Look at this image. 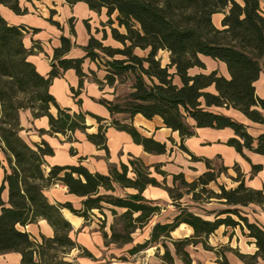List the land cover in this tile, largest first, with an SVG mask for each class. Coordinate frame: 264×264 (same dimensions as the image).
<instances>
[{
    "label": "trees",
    "instance_id": "obj_1",
    "mask_svg": "<svg viewBox=\"0 0 264 264\" xmlns=\"http://www.w3.org/2000/svg\"><path fill=\"white\" fill-rule=\"evenodd\" d=\"M19 1L0 0V5L19 15L27 13L20 7ZM67 2H84L96 12L105 8L110 18L109 25L114 23L111 17L117 13L116 21L125 33L111 27L113 39L121 45L117 48L105 46L91 37L83 58H67L72 44L62 37L61 47L54 52L50 73L42 76L28 60L35 49H40L38 43L30 50L26 49L23 38L27 29L9 25L0 13V153L6 156L9 167L0 188V255L19 253L22 256L21 264H72L65 257L79 246L71 237L73 228L62 210L67 209L73 215L90 221L89 217L94 219L96 216L95 211L104 215L105 205L110 207L114 218L110 227V242L118 246L132 244V235L162 211L160 206L143 197V192L153 186L164 188L174 202L180 203L184 195H192L195 202L218 199L229 208L221 211L214 220H207L180 204L177 215L170 222L157 223L150 239L134 246L129 251L131 255L151 246L162 245L165 250L163 261L173 264V256L167 245L169 242L184 264H192L187 247L202 244L206 250H212L207 244L209 237L225 226L233 229L240 227L243 233L246 229L245 235L256 241L258 251L254 256L234 251L239 259L247 264L255 263L258 258L264 261V227L258 222H251L238 208L250 204L264 206V193L249 188L237 166V178L234 180L238 185L230 189L219 185V193L208 190V186L216 183L221 174H226L227 168L222 167L217 172L211 160H205L207 171L193 182H188L183 173L175 174L173 186L169 187L166 183L168 173L162 170V164L149 166L135 157L128 164L119 167L111 165L107 175L93 173L83 165L49 166L46 157L54 153L51 146L45 141L31 146L20 135L22 110L30 109L34 118L48 117V133L62 134L68 136L69 140L75 131H87L86 119L90 116L97 120L100 127L97 134H87V138L99 148L108 150L106 127L102 124L104 119L89 112L75 113L69 108H62L49 91L54 79L68 70H75L80 81L78 89L72 88V93L75 99L78 98L84 87V79L97 75L93 70L85 72V60L88 58L99 63L100 54H103L108 59L106 62L101 59L108 84L112 85L118 77L127 73L137 74L134 91L125 106H114L105 99L99 102L107 107L113 117L111 125L130 134L146 152L165 154L167 146L144 137L130 123H121L115 118L116 115L125 113L132 119L140 114L149 120L159 116L167 128L179 133L182 141L193 137L197 128H231L238 138L230 139L229 146L241 154L247 149L264 155V134L255 139L249 135L245 125L211 110L213 107L233 108L252 122L264 125V99L257 96L254 86L264 71V6L259 0ZM217 13L225 14L223 29H218L213 23V16ZM161 51L169 54V64L166 66L158 58ZM201 56L225 63L230 79L217 71L191 75L190 70L195 67L205 69ZM145 64L148 66L145 67ZM176 79L179 83H176ZM212 87L215 92L209 91ZM77 103L81 104V100ZM53 107L58 111L57 116L50 112ZM189 119L194 125L188 122ZM181 148L186 150L184 146ZM152 168L163 177V182L153 177ZM259 169V166H255L253 171ZM54 185H63L70 195L80 198L81 207L77 209L71 202L52 203L45 192ZM117 186L135 189L137 193L118 196ZM5 189L8 190L7 202L2 198ZM118 209L123 212L118 213ZM41 219L53 228L52 238L41 235L38 240L21 230ZM182 224L190 226L193 235L173 239L172 233ZM117 225H120L119 229ZM104 237L107 239V234ZM224 251L232 249L225 248ZM221 254V264H229L224 253Z\"/></svg>",
    "mask_w": 264,
    "mask_h": 264
},
{
    "label": "crops",
    "instance_id": "obj_2",
    "mask_svg": "<svg viewBox=\"0 0 264 264\" xmlns=\"http://www.w3.org/2000/svg\"><path fill=\"white\" fill-rule=\"evenodd\" d=\"M241 1V0H238ZM264 6V0H259ZM19 5L25 14H16L4 5H0V13L11 26L25 27L27 32L23 38V44L30 50L36 43L40 49H35L34 53L28 57V60L35 65L37 71L42 76H47L51 71L52 59L57 48L61 47V38L65 37L71 41L72 48L67 54V58H83L86 56L85 48L89 44L91 37L101 41L105 46L119 47L120 43L112 37L111 27L118 28L121 33H125L124 28H120L116 21L117 13L113 14L111 19L113 24L109 25L110 20L107 10L103 8L100 12L93 11L84 2L70 4L67 0H20ZM224 13H217L213 16V23L218 29H223L222 21ZM50 20L54 21L53 24ZM84 25V27H83ZM81 26V28H79ZM37 31H34V30ZM139 54L140 51H137ZM163 52V51H161ZM167 53V52H166ZM142 54V53H141ZM205 64V69L195 67L190 70L191 75L209 74L217 71L219 75L230 79L227 65L211 57L201 56ZM163 66L169 64V54L162 61ZM85 72L93 70L96 74L103 75L104 72L97 68L95 62L86 59L84 63ZM79 77L75 70H68L61 77L53 80L50 86V93L54 96L62 108H69L72 112L80 111L92 113L102 119L105 125V136L107 149H102L92 143L87 134H97L100 124L96 119L88 116L86 124L89 127L86 132L77 130L68 136L62 134L51 135L48 117L34 118L31 111L23 110L20 112L21 137L31 146L47 142L54 153L46 157L49 166H71L83 165L93 173L107 175L111 165L128 164L133 157L140 158L146 165L154 166L162 164V170L168 173L166 180L167 186H173V175L183 173L188 182H193L200 175L207 171L205 160L212 162L219 161L222 167L227 168L226 178L230 179L221 185L226 188H235L238 185L234 179L237 178L235 167L237 166L242 174L245 184L254 190L264 193V155L244 149V154L238 152L234 147L228 145L232 138H238L235 131L231 128H197L195 135L181 140L179 133L174 132L165 126L161 117L156 116L149 120L142 115H136L129 119L138 132L144 137L153 138L156 141L166 144L167 153L157 155L145 151L142 145L134 142L130 134L116 129L111 125L113 117L106 106L99 101L109 97V91L101 88L90 78L84 79V87L78 98L73 97L72 88L78 89ZM176 83L179 80L176 79ZM256 94L264 99V71L261 72L259 79L254 83ZM209 91L215 92V89L209 88ZM81 100V104L77 102ZM216 113L224 114L234 121H237L247 127L249 135L257 139L264 134V125L252 122L243 113L233 108H211ZM51 114L57 116V109L51 108ZM194 125L192 120H188ZM41 131H44L41 133ZM256 145V142L254 143ZM184 146L185 151L181 148ZM2 166L0 168V188L4 183L5 173L9 170L6 156L0 153ZM255 166L261 169L253 171ZM153 172L159 182H163V177ZM220 180V179H218ZM216 192V191H215ZM135 189H122L117 186L116 194L126 196L127 194H136ZM218 193V192H217ZM46 196L52 203L71 202L75 208L81 207V199L70 195L63 185H54L46 190ZM143 197L151 201L154 205L162 208L160 214L154 216L151 221L142 229H138L133 235V243L124 246H118L110 242L111 225L114 218L107 216V226L99 228L98 219L89 221L85 224L83 218L73 215L69 210L63 209V216L71 223L73 231L71 237L79 247L74 249L70 255L72 261L77 264H107L106 259L117 264H168L163 261L164 248L162 245L148 247L137 254L131 255L129 251L137 244H143L150 239L152 229L157 223L170 222L178 213V205L188 208L195 214L202 216L207 220H214L221 211L229 208L224 201L218 199H209L205 202H195L192 195H184L183 199L174 202L169 193L162 187L149 186L144 192ZM5 202L8 201V190L2 193ZM243 215L251 222H258L264 227V206L250 204L247 207H238ZM118 211H120L118 209ZM225 216V215H223ZM29 232L36 239L40 240L41 235L48 238L54 236V230L46 220H39L36 224H30L21 228ZM193 229L182 224L172 233L173 239H184L192 236ZM240 227L233 229L225 226L220 227L208 239L207 244L212 250H206L202 244L197 246H188L187 251L192 258V264H221L222 254L224 253L229 264H247L235 254L239 251L241 254L254 256L257 251L256 241L245 235ZM107 234V239L104 237ZM177 235V236H176ZM173 264H184L176 255L173 245L167 242ZM225 248H231L232 251H224ZM89 255H88V253ZM124 256L126 259L116 260ZM22 256L19 253H7L0 255V264H21ZM253 264H264L261 258Z\"/></svg>",
    "mask_w": 264,
    "mask_h": 264
},
{
    "label": "rangeland",
    "instance_id": "obj_3",
    "mask_svg": "<svg viewBox=\"0 0 264 264\" xmlns=\"http://www.w3.org/2000/svg\"><path fill=\"white\" fill-rule=\"evenodd\" d=\"M84 27V25H83ZM79 28H81V26H79ZM119 47H121V45H119ZM141 54V53H140ZM146 53H143L142 55H145ZM100 59H99V63L95 62L96 65H97V68L99 70H102L104 72V64L102 62L101 59H103L105 62L108 60L107 57H105V55L103 54H100ZM116 58H119L121 59L122 57L120 56H117ZM158 58H160L162 61H165L166 58H167V53L166 52H160L159 55H158ZM164 63H162L163 65ZM101 65V66H100ZM145 67H147L148 65L145 64L144 65ZM136 78H137V74L135 73H127L123 76H120L118 77L112 85L108 84L106 81H105V78H104V74L103 75H93L91 77V79L97 83L99 85V87L101 88H106L107 90H110L109 91V97L108 98H105V100H109L112 102V105L116 106H125L126 103L128 102V99L130 97V94L134 91L133 90V86L136 82ZM99 79V81H98ZM148 82L149 80L147 78H145ZM100 80L102 81V84L100 82ZM98 81V82H97ZM27 111H31L30 109H26ZM23 111V110H22ZM21 112V111H20ZM32 113V111H31ZM129 117L130 115L128 114H118L115 116L116 119H118L121 123L123 124H129ZM213 166L215 168V170L218 172L219 170L222 169V165L220 164L219 161H215L213 162ZM224 178L226 179L225 182H227V186L229 187V183H230V179L229 178H226L225 177V174H221L220 177L218 179L220 180H217L216 183H211L209 186H208V190H213V191H216V192H220V189H219V185H221L220 183L224 184ZM178 184V183H177ZM227 189H230V188H227ZM96 213V218L98 219V221L96 222L97 225L99 226V228L101 229L102 227L104 226H107V216L109 217H113L111 211H110V207H108L107 205H105V209H104V215L102 213H100L99 211H95ZM123 211L120 210L118 211V213H122ZM104 219H103V217ZM90 221L94 220L93 218L89 217ZM85 221V220H84ZM89 221H85V224L86 225H89L88 224ZM117 228L119 229L120 228V225H117ZM177 236V235H176ZM77 249V248H75ZM71 254L67 255L65 257V260L68 261V262H71L72 264H77L75 263L74 261H72L71 257H70ZM116 260H122V259H126L124 258V256H121V257H117L115 258ZM112 262L111 259H106V262L105 263H110Z\"/></svg>",
    "mask_w": 264,
    "mask_h": 264
},
{
    "label": "built area",
    "instance_id": "obj_4",
    "mask_svg": "<svg viewBox=\"0 0 264 264\" xmlns=\"http://www.w3.org/2000/svg\"><path fill=\"white\" fill-rule=\"evenodd\" d=\"M108 264H117L116 262H114V261H112V262H110V263H108Z\"/></svg>",
    "mask_w": 264,
    "mask_h": 264
}]
</instances>
